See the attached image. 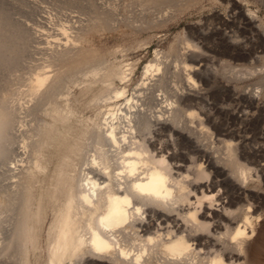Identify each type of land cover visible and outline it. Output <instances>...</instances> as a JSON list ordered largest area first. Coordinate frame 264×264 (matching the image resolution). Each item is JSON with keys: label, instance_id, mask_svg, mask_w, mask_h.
<instances>
[{"label": "bare ground", "instance_id": "1", "mask_svg": "<svg viewBox=\"0 0 264 264\" xmlns=\"http://www.w3.org/2000/svg\"><path fill=\"white\" fill-rule=\"evenodd\" d=\"M247 1L0 0V264H264ZM208 7L138 82L97 42L141 47Z\"/></svg>", "mask_w": 264, "mask_h": 264}, {"label": "rangeland", "instance_id": "2", "mask_svg": "<svg viewBox=\"0 0 264 264\" xmlns=\"http://www.w3.org/2000/svg\"><path fill=\"white\" fill-rule=\"evenodd\" d=\"M224 6L225 5H219L217 7H214V9L217 8L219 12L225 13L226 8ZM245 8L252 9V11L255 12V14H257L259 20L264 24V1L249 0L247 1ZM211 12H212L211 7H208L202 13L196 11L192 15H186L180 20L172 23L171 26L169 28L164 29V31H162V29L157 30L156 34L151 38L150 42L141 47L128 48L118 52H109V50L118 48L120 45L123 44L127 45L130 43L131 40L130 37H125L124 35L118 33H113V34L106 33L103 36H98L97 42L102 47H104L105 50L106 49L108 50L107 57L112 61L122 64L133 63L136 69L135 81L138 82L143 77L145 66L147 65L148 62H150L152 59L155 58L157 51L169 50L171 45L177 42L176 41L178 38L177 35L181 32H184L187 25H189L192 22L201 20L205 15L210 14ZM213 21L217 22V19L214 18ZM147 36L148 34H143L141 37H147ZM247 36L250 37L252 35L250 33H247ZM254 37L257 38L258 34H254ZM224 62L225 59L216 53L215 56H213L209 61V64L211 66L214 65L213 66L214 68L218 67L219 69L220 67L219 69L220 72L219 70L218 72L221 74L222 73L221 66L224 64ZM235 65L239 68L247 66V68H252V70L256 72L254 76L251 79L245 81V83H247V85L249 83L250 84L254 83L253 85L254 88H257L255 86H259V88L263 90V99H264V83L260 84V82H258L261 75L264 74V53L261 55V58H256L254 60L253 59L239 60L235 63ZM222 75H224V73ZM222 75L220 76L223 77ZM250 84L249 86H251L250 88H252L253 86L252 84L251 85ZM90 112L92 111L90 110ZM251 187L252 188L254 187L253 184L251 185Z\"/></svg>", "mask_w": 264, "mask_h": 264}]
</instances>
